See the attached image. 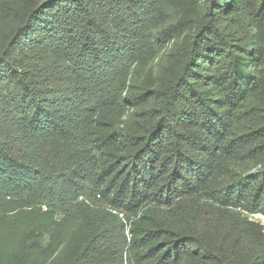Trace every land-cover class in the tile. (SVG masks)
I'll return each instance as SVG.
<instances>
[{"label": "trees", "instance_id": "trees-1", "mask_svg": "<svg viewBox=\"0 0 264 264\" xmlns=\"http://www.w3.org/2000/svg\"><path fill=\"white\" fill-rule=\"evenodd\" d=\"M264 0H0V264H264Z\"/></svg>", "mask_w": 264, "mask_h": 264}, {"label": "built area", "instance_id": "built-area-1", "mask_svg": "<svg viewBox=\"0 0 264 264\" xmlns=\"http://www.w3.org/2000/svg\"><path fill=\"white\" fill-rule=\"evenodd\" d=\"M247 219L251 222L258 223L261 226H264V213L263 212H251L245 213Z\"/></svg>", "mask_w": 264, "mask_h": 264}]
</instances>
